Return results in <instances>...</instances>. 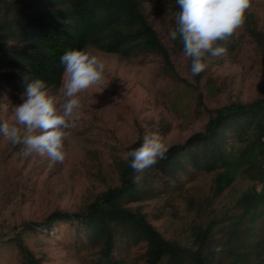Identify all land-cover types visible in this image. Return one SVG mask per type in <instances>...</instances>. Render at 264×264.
Masks as SVG:
<instances>
[{"label":"trees","instance_id":"1","mask_svg":"<svg viewBox=\"0 0 264 264\" xmlns=\"http://www.w3.org/2000/svg\"><path fill=\"white\" fill-rule=\"evenodd\" d=\"M177 11L176 0H0V88L17 94L41 78L54 89L62 78L61 56L85 46L123 58L156 55L161 71L179 79L171 54L183 53L182 43L168 37ZM242 28L264 50V33L252 15ZM234 47L235 33L227 52ZM218 60L210 57L208 67ZM209 111L202 130L169 144L166 159L143 173L134 172L125 156L113 158L116 185L79 211L53 209L41 220L22 222L0 239V254L13 252L16 264H42L43 256L23 240L42 235L84 253L87 264H119L134 246L142 248L137 259L144 264H264V92ZM142 142L129 143L125 154ZM208 172L215 195L237 177L250 184L235 197L234 212L193 224L189 244L162 236L138 204H129L179 191ZM59 224L66 229L58 235ZM214 231L224 238L220 252L207 248Z\"/></svg>","mask_w":264,"mask_h":264},{"label":"rangeland","instance_id":"2","mask_svg":"<svg viewBox=\"0 0 264 264\" xmlns=\"http://www.w3.org/2000/svg\"><path fill=\"white\" fill-rule=\"evenodd\" d=\"M156 1V0H155ZM255 25L264 33V0H253ZM155 26L159 28L158 21ZM98 50L107 68L101 85L82 93V107L66 142L65 161L50 164L46 157L22 156V145L0 136V239L26 221L41 220L53 209L79 211L96 193L118 183L112 160L125 156V147L154 131L168 144L200 131L209 110L228 102L249 101L264 92V50L245 33L235 32V47L214 61L198 78L191 75L183 53L171 54L176 79L161 71L156 55L123 58ZM62 80V78H61ZM60 84L52 89L56 92ZM24 92V91H23ZM0 88V122L12 120L21 94ZM212 174L202 173L179 191L163 193L139 205L164 237L189 244L192 225L234 212L233 201L249 180L237 177L218 194L211 190ZM66 229L59 224L55 230ZM214 231L207 248L223 241ZM23 240L43 256L42 264H87V256L51 237L24 235ZM221 247V246H220ZM134 246L119 264H144ZM219 253H217L218 255ZM0 264H16L14 253L0 254Z\"/></svg>","mask_w":264,"mask_h":264},{"label":"clouds","instance_id":"3","mask_svg":"<svg viewBox=\"0 0 264 264\" xmlns=\"http://www.w3.org/2000/svg\"><path fill=\"white\" fill-rule=\"evenodd\" d=\"M176 3L179 11L168 37L182 43L183 55L191 62L192 76L206 70L210 57L227 53L226 42L244 26L253 7V0H176ZM60 63L63 73L56 92L43 79H33L21 94L23 102L14 107L12 120L0 122V136L13 145H22V156L36 154L46 157L52 165L62 164L68 155L66 142L82 107L81 94L101 85L107 68L93 46L66 51ZM168 151L166 137L154 131L143 137L139 147L128 151L125 159L134 172L143 173L166 159ZM132 179L138 182L141 176ZM215 251L222 248L217 246Z\"/></svg>","mask_w":264,"mask_h":264}]
</instances>
